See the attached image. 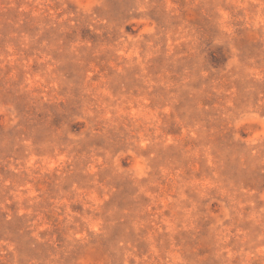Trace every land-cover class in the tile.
I'll use <instances>...</instances> for the list:
<instances>
[{"label":"rangeland","instance_id":"rangeland-1","mask_svg":"<svg viewBox=\"0 0 264 264\" xmlns=\"http://www.w3.org/2000/svg\"><path fill=\"white\" fill-rule=\"evenodd\" d=\"M0 264H264V0H0Z\"/></svg>","mask_w":264,"mask_h":264}]
</instances>
